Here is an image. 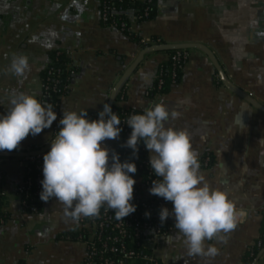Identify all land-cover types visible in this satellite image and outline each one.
Segmentation results:
<instances>
[{
	"label": "crops",
	"instance_id": "1",
	"mask_svg": "<svg viewBox=\"0 0 264 264\" xmlns=\"http://www.w3.org/2000/svg\"><path fill=\"white\" fill-rule=\"evenodd\" d=\"M129 29L144 41L156 35L164 43L206 45L225 76L264 106V0H157L154 17L131 20ZM58 48L67 50L74 72L68 91L60 96L57 119L40 134H29L15 151L50 141L64 109L98 116L143 47L100 20L98 0H0V116L7 113L11 92L33 94L47 103L42 71L50 52ZM13 54L28 58L29 70L23 77L6 72ZM165 58L163 51L145 54L124 84L125 98L117 104L144 111L162 101L170 111H178L179 118L166 126L189 133L200 173L212 188L226 192L243 216L225 240L205 241L219 250L214 258L187 256L176 229L149 241L147 248L160 264H242L263 226L264 110L223 84L212 61L198 48L188 50L178 82L166 93L148 96L146 90ZM118 139L103 142L110 157ZM150 155L148 151L149 159ZM25 168L22 156H0L6 214L0 226V264H83L84 246L60 237L77 224L66 222L55 198L40 200L36 212L21 207L16 188ZM134 179L141 187V179ZM168 220L175 224L173 216ZM254 264H264V252Z\"/></svg>",
	"mask_w": 264,
	"mask_h": 264
},
{
	"label": "clouds",
	"instance_id": "2",
	"mask_svg": "<svg viewBox=\"0 0 264 264\" xmlns=\"http://www.w3.org/2000/svg\"><path fill=\"white\" fill-rule=\"evenodd\" d=\"M27 70L28 58L13 54L6 72L23 77ZM7 102V113L0 116V151L16 150L29 134H40L57 119L53 105L42 103L36 95L11 92ZM98 115L99 119L90 120L87 111L64 109L60 130L43 156L40 199L47 202L55 198L63 206L66 222L97 218L102 207L114 211L118 221L136 211L132 203L136 181L130 174L137 166L127 160L121 162L118 153L112 152L110 157V149L103 143L119 138L121 118L108 104ZM179 116L162 101L129 116L125 122L132 132L124 146L136 155L142 141L150 152V167L157 177L150 194L172 203L171 211L161 208L159 219L163 224L170 215L174 217L175 236L182 238L187 256L214 258L219 250L212 244L206 246L205 241L225 240L243 211L200 173L198 153L189 133L166 126Z\"/></svg>",
	"mask_w": 264,
	"mask_h": 264
},
{
	"label": "trees",
	"instance_id": "3",
	"mask_svg": "<svg viewBox=\"0 0 264 264\" xmlns=\"http://www.w3.org/2000/svg\"><path fill=\"white\" fill-rule=\"evenodd\" d=\"M103 3L109 4V0H101ZM156 1L157 0H113L111 3H114L116 7H120L122 13H116L114 14V21L117 23V25L120 24L121 21L125 22V27L122 29L124 33L128 35V37L139 43L143 48L148 45L153 44H162L164 43L161 38H159L156 35H153L150 37L148 41L142 40L141 36L138 35L137 32H134L129 29V22L131 19L129 18L131 15L134 16L135 21H143L148 20L154 17L155 10H156ZM123 13H127L128 16L124 15ZM130 15V16H129ZM104 24L110 25V23L105 22ZM111 26V25H110ZM179 50L181 53L183 51L188 52L189 49H171V50H165L163 53L166 55V58L159 64L157 75L153 81V84L146 90V93L148 96L153 97L158 94L166 93L170 86L176 82L179 81L181 76V70L184 62L187 59V56L180 55L177 58H172V56L175 54V52ZM69 58L65 54V50L62 48L54 49L50 52V59L45 66L44 70L42 71V80L46 79L47 76V69L49 67H55L59 68L60 71L57 73V78L59 79V82L55 85L54 89L48 90V92H44L46 96L47 103H51L53 105V110L55 111L58 106V102L60 99V96L65 94L68 91V88H65V85L70 84V80L72 79V75L74 72V68L72 66H67V63H69ZM73 71V72H72ZM49 83L52 81H48ZM125 98V91H124V85L121 87V89L118 91V93L115 96V99L111 105V109L113 112L117 113L121 118V124L118 125V127L121 128L120 132V138L115 144L113 152L118 153L121 162L129 161L134 162L137 166V171L135 173H131L133 177H139L141 179L142 184L146 183L147 188L150 190L152 186L153 180L157 179L155 173L153 172L152 168L150 167V159L148 156V150L145 146V144L140 141L138 143L139 151L136 155H133V150L129 147L124 146L125 142L128 140V138L131 135L132 128L125 122V120L133 115V114H139L143 113V110L135 109V108H125L117 104V101L123 100ZM87 117L90 120L97 119V115L94 113H87ZM62 116H58V123ZM61 125L59 124V129ZM56 134H53L51 136V139L55 137ZM50 139V140H51ZM40 147H30L23 149V152L28 151H35L39 149ZM6 151V150H4ZM15 151V150H13ZM32 155V154H31ZM35 155V154H34ZM25 157V156H22ZM31 166V171L29 172V175L31 177H35L37 175V170L34 168V165ZM2 175L0 174V214L4 215L6 217V214L1 211L2 207V200H3V193H2ZM34 188H30L28 191V197H31L33 194ZM39 194L42 192V185L38 189ZM150 192V191H149ZM163 199V198H162ZM164 200V199H163ZM36 207L37 211L40 209V202H33ZM132 203L136 205V211L124 218L126 221H131L132 217H140V214H144L145 217H151L153 219H159V209L157 208V205L155 203L151 202V206L153 210L150 213V216H146V212L142 209V198H141V188L137 185H134V197L132 200ZM104 207L101 208V210ZM101 212V211H100ZM264 216V211H263ZM116 221L114 218V211H109L108 216L106 218V222L104 223V227L100 233V236L103 238L106 235L114 234V232L111 230V227L113 223ZM164 228H167L169 226H173L171 222L167 219L163 224ZM133 225H130L126 229V235L123 237H120L119 240L116 242H112L111 245L115 246V251L111 252V256L115 255L114 258H119L121 254V250L119 249L120 243L124 245V250H134L136 252V259L131 262L129 260L126 261V264H160V262L155 259L154 261H148L142 259L143 255H149L152 252L147 247L139 245V242L145 238L148 237L149 234L147 233H140L135 234V230L133 228ZM60 237L64 239L69 240H85L86 238V231L84 229L75 228L71 231H65L60 234ZM100 241V240H99ZM97 244V243H96ZM264 246V219H263V226L261 229L260 236L256 243L249 248V250L246 252L242 259V264H254V259L258 251L261 247ZM123 254V252H122ZM105 255H98L95 257L94 260L100 261L102 258H104Z\"/></svg>",
	"mask_w": 264,
	"mask_h": 264
},
{
	"label": "built area",
	"instance_id": "4",
	"mask_svg": "<svg viewBox=\"0 0 264 264\" xmlns=\"http://www.w3.org/2000/svg\"><path fill=\"white\" fill-rule=\"evenodd\" d=\"M99 1V10H100V20L105 23H110L111 26L117 27L122 31L125 27V22L121 21L119 25L114 21V14L122 13L120 7H116L114 3H111L113 0H109L110 3H103L101 0ZM124 15L128 16L127 13H123ZM130 16V15H129ZM131 20H135L134 16L129 17ZM66 56L68 57L67 50L65 51ZM187 56L188 52L183 51L181 53L179 50L175 52L172 58H177L180 55ZM67 66H71L70 62L67 63ZM60 71L59 68L49 67L47 69V76L44 81L42 80V87L44 92H48L50 89H54L55 85L59 82L57 78V73ZM73 72V71H72ZM48 81H52L49 83ZM65 88H69V85H65ZM59 123L57 122L54 126V133L57 134L59 132ZM51 148V147H50ZM50 148L42 153L35 154V155H27L24 157L26 160V168L23 180L17 185V192L20 196V203L21 207L25 211L29 212H36L37 207L33 203L40 201V194L38 189L40 188L41 181L43 180V156L50 150ZM205 161H209V157L206 156ZM34 165V168L38 171L35 177H31L29 172L31 171V166ZM136 185V184H135ZM30 188H34L33 194L31 197H28V191ZM141 198H142V209L144 212H151L153 210L151 206V202L157 205L159 211L162 207L171 206L172 203L169 201L163 200L161 197L155 196L150 194L149 189L145 184L141 182ZM134 197V196H133ZM1 211L4 212L3 208L1 207ZM111 210H106L104 207L99 217L97 218H81V220L77 224V228L84 229L86 231V238L85 240H78L85 248V256L83 260V264H126V261L129 260L133 262L137 255L134 250H124V245L120 243L119 249L121 252L119 258L115 259L114 256H111V252L115 251V246L111 245L112 242H117L120 237L126 235V229L130 225H133L135 234L140 233H147L149 234L148 237L143 238L139 245L147 247V243L149 241L155 240L158 237L164 235L165 233L175 229L174 225L164 228L160 219H153L151 217H145L144 214H140V217H132L131 221H118L116 220L111 230L114 234L106 235L103 238L100 236V233L104 227V223L106 222V218L108 213ZM6 217L0 214V226L4 224ZM100 240V241H99ZM97 243V244H96ZM105 255L99 262L94 260L95 257L98 255ZM142 259L148 261H154L156 258L153 254L143 255Z\"/></svg>",
	"mask_w": 264,
	"mask_h": 264
},
{
	"label": "water",
	"instance_id": "5",
	"mask_svg": "<svg viewBox=\"0 0 264 264\" xmlns=\"http://www.w3.org/2000/svg\"><path fill=\"white\" fill-rule=\"evenodd\" d=\"M191 48H198L202 50L208 58L212 61L215 69L218 72L220 80L228 86L237 96L243 98L247 102H249L251 105L255 106L256 108L260 110H264V106H262L260 103H258L256 100H254L249 94L246 92H243L240 88L236 87L224 74L222 71L221 66L219 65L216 57L212 53V51L204 44L201 43H196V42H185V43H162V44H153V45H148L140 51L138 54L137 58L134 60V62L124 70L118 81L115 83L114 87L112 88L109 98L106 102L108 105H112L116 94L118 91L121 89V87L125 84L131 73L134 71L136 66L139 64V62L143 59L144 55L150 52H157V51H165V50H171V49H191ZM104 108V107H103ZM102 108V110H103ZM101 110V111H102ZM97 119H99V115L97 116ZM56 136V135H55ZM55 138V137H54ZM53 138V139H54ZM52 139L45 143L43 146H41L39 149L35 151H28V152H23V151H0V156L3 157H16V156H27V155H34V154H39L42 153L46 150H48L51 147ZM264 252V247H262L256 257H255V262L259 259L261 254Z\"/></svg>",
	"mask_w": 264,
	"mask_h": 264
}]
</instances>
